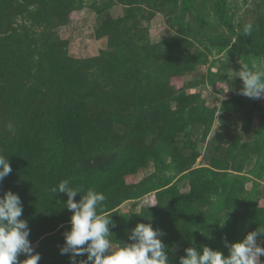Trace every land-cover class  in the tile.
<instances>
[{
    "label": "rangeland",
    "instance_id": "obj_1",
    "mask_svg": "<svg viewBox=\"0 0 264 264\" xmlns=\"http://www.w3.org/2000/svg\"><path fill=\"white\" fill-rule=\"evenodd\" d=\"M261 60L264 0H0V190L29 194L40 261L69 264L64 179L105 194L114 247L138 223L163 229L169 264L264 228V98L236 76Z\"/></svg>",
    "mask_w": 264,
    "mask_h": 264
},
{
    "label": "clouds",
    "instance_id": "obj_2",
    "mask_svg": "<svg viewBox=\"0 0 264 264\" xmlns=\"http://www.w3.org/2000/svg\"><path fill=\"white\" fill-rule=\"evenodd\" d=\"M253 30V23L248 22L244 24L242 33L250 37ZM241 65L236 76L242 80L243 87L237 94L250 99L264 98V60ZM7 128H12L11 122ZM11 172L8 156L0 153V182ZM51 191L66 193L64 207L72 213L70 230L64 233L65 242L60 248L61 255L69 256V264H169L168 245L164 243L167 233L163 229L153 228L151 223H138L128 236L130 242L114 247L109 238V226L115 225L111 217L98 212V209L103 210L106 201L104 193L93 188L83 192L80 188L71 187L67 179L61 180ZM78 193H83L79 201L75 199ZM22 214L20 196L11 190L4 192L0 196V264H38L41 259L29 239L31 229L28 222L20 219ZM226 221L220 226L223 227ZM223 242L227 255L208 246L198 249L193 240V246L184 249L185 255L180 256L179 264H262L264 228L248 232L241 241L229 242L224 237ZM21 254L28 259L20 261L18 257ZM85 256L86 259H77Z\"/></svg>",
    "mask_w": 264,
    "mask_h": 264
},
{
    "label": "trees",
    "instance_id": "obj_3",
    "mask_svg": "<svg viewBox=\"0 0 264 264\" xmlns=\"http://www.w3.org/2000/svg\"><path fill=\"white\" fill-rule=\"evenodd\" d=\"M225 24L228 26V28L232 31L235 30L234 26L232 24H228V21L225 20ZM237 40L239 41L240 44H242V35L241 34H238V38ZM240 53L242 54V56L244 57H247L249 54H250V51L245 49L244 47H240ZM226 137V135H225ZM227 140V139H226ZM224 140V138H221V137H214L213 139H211L209 142H208V145L205 149V157L206 158H211L214 156L215 152H214V148H215V145L218 143V142H221V141H226ZM225 150H224V147L221 148V151L220 153H223ZM10 187V185H8ZM6 188V191L10 190L9 188ZM12 192L15 193L14 189L12 188L11 190ZM4 194V192L2 193L1 190H0V196H2ZM20 197L24 198L26 195L28 196L29 194L28 193H25V191H22L20 192V194H18ZM36 217V218H35ZM38 216H29V215H22V217H20V219H25L27 222H28V225H34L35 226V220H38L37 219ZM33 227V226H32ZM48 231L46 230V228H36V226L34 227L33 229V239L34 240H37L39 238H41L42 236H44L45 234H47ZM129 243V242H128ZM39 264H43V262H39Z\"/></svg>",
    "mask_w": 264,
    "mask_h": 264
}]
</instances>
